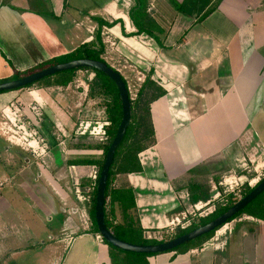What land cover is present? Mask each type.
<instances>
[{
    "label": "crops",
    "instance_id": "1",
    "mask_svg": "<svg viewBox=\"0 0 264 264\" xmlns=\"http://www.w3.org/2000/svg\"><path fill=\"white\" fill-rule=\"evenodd\" d=\"M97 1L99 8L92 10L86 5L92 0H0V83L10 81L15 72H25L93 42L98 25L91 17L115 22L111 27H101L102 58L106 64L124 80L129 70L151 76L165 95L150 105L155 143L137 155L139 170L116 174L112 186L129 185L133 189L135 215L143 237L160 241L162 233L173 234L171 222L186 217L189 201L184 185L208 177L219 166L235 175L248 165L257 175L264 171V0H221L201 22L195 16L178 13L169 0H146V14L152 22L150 32L162 46L146 33L135 35L136 29L129 20L134 0ZM112 54L120 61L110 57ZM116 63L121 64V69L115 68ZM14 92L18 91L4 94ZM34 98L42 99L36 94ZM52 110L56 116H50L48 111L45 116L49 115L53 127L40 119L35 131L39 142L28 143L23 152H12L16 150L12 136L3 139V144H7L3 145V155H15L5 156L4 160L12 164L23 162L24 166L15 174L3 168L0 179L7 183L1 190L21 188V207L26 208L27 217L34 219L28 211L32 208L45 223H57L56 238L47 237L49 242L42 240L41 244L50 247L63 243L64 247L55 255L42 254L41 257L47 256L46 264H110L108 247L91 233V187L80 185L82 180L92 182L96 168L67 166L68 174L75 178L73 190L66 187L69 182L62 178L63 174L59 182L52 180L56 167L51 164L56 163L57 148L62 149L63 156L92 153L68 149L77 141H70L71 122L67 118L69 124H61L58 109ZM60 134L65 139L59 143L56 138ZM41 145L45 155L37 160L26 155ZM63 156L61 160L67 162ZM43 183L51 187L53 195ZM44 188L47 191L42 192ZM9 209V202L0 195V214ZM115 215L119 221L116 206ZM252 222L239 229L234 225L228 231L223 251L213 245L183 254H158L147 258V262L264 264V222ZM31 225L26 227L28 231ZM36 235H40L39 230L29 238ZM19 236L6 223L0 225V244ZM33 242L38 246V240ZM86 242L95 243L94 254L86 248L82 250ZM74 244L78 248L67 258ZM1 249L2 264L23 252L17 248L15 252ZM79 256L82 259L76 262Z\"/></svg>",
    "mask_w": 264,
    "mask_h": 264
},
{
    "label": "rangeland",
    "instance_id": "2",
    "mask_svg": "<svg viewBox=\"0 0 264 264\" xmlns=\"http://www.w3.org/2000/svg\"><path fill=\"white\" fill-rule=\"evenodd\" d=\"M95 1L96 0H92L90 4L86 5L91 6L90 9L96 10L97 8H99V4L98 1ZM110 57H113L114 60L117 59L118 62L120 61V59H118L115 54H112ZM118 66H120V68ZM115 68L121 69V64L116 63ZM129 71L130 72H127L128 74L125 75L126 80L124 81L127 85L130 99L135 100L138 90L143 84L145 77L135 73L134 71ZM93 78L94 74L92 72L79 70L70 76L54 75L50 78L48 77V79L44 78L39 83L31 85V87L16 90L18 92L0 95V178L1 175L4 174L3 168L5 169V171L9 170L10 173L15 174L17 172H20V170H22V167L24 166L23 162H20V164L19 162L12 164L10 160H4L5 156L9 157L12 155L15 157V155L13 153L11 155H3V145L7 146V144H3V139H5V137L7 136H14L15 140L13 141L14 143H16V146L13 147L16 150L12 149V152H23V148H28L26 146L28 143L34 141L39 142V136L35 131H38L36 125L37 123H40V119H44V121L46 122V126L53 127V125L50 124L51 118L49 117V115L48 117L45 116V111H48V113L51 114L50 116L54 117L56 116V112H52V109L56 108L60 113L58 117L61 124H69L68 120H70L71 122L70 124L72 125L73 130L70 133V141H74L75 139L77 140L74 144L69 145L68 149L71 150L72 148H74L77 151L89 150L90 152H92L90 154V157H93V159L96 160L102 159L103 153L101 148L108 143V136L106 133L103 136L101 132H106V128L110 126V123L106 120L105 115V105L108 102V99L102 96H90L89 86ZM64 79L68 80L67 84L61 85ZM35 94L40 95L42 99H35ZM85 127H88V130H86L84 133ZM101 127L102 129H100ZM55 129L57 130V127H55ZM49 130H52V128H49ZM25 131L27 134H25ZM90 132H92L93 134H90ZM64 139L65 138H63L61 134L56 138L57 142L59 143ZM41 146L38 148H34L33 153L30 150V152L26 155L29 156V158L32 160L39 159V157L45 155V148ZM87 147H92L93 149ZM62 153L63 152L61 148H57L55 151L56 163L51 164V166L56 168L53 172L54 174L52 180L55 183L59 182L58 179H61L59 178V176L60 174H63L62 178H67L66 180L69 182L66 187L73 190V179L75 178H72V175L68 174V169L70 167H67V162L61 160V156H63ZM77 157L79 156L65 155L62 157V159L68 158V160H72ZM97 170L98 168L96 167L95 172H97ZM210 173L212 174L204 179H200L199 181L193 180L192 182L187 183L183 186V189L187 191L188 195H186V200L188 201L191 194L190 185L193 184L202 186L204 192L211 195L210 202H200L199 204L197 203L200 207L198 209L195 208V205H191L189 201L190 204L188 203L187 209H185L186 223L184 225H186L187 227H190V225H197L201 218L210 215L217 207H223L227 205L229 201L234 202L235 204L243 197V191L246 189V186L252 188L264 177L263 172L257 175L253 172L249 165L245 167V170H243V172L238 175H235V173L231 170L229 171V169H223V167L221 166H219V170L217 168H214V171ZM64 181L65 180H63V182ZM6 183L7 182L5 181H0V195L4 197V201L9 202L12 209L3 211L2 215L0 214V225L6 223L10 231H13V234L19 233L20 236L18 237L19 239L16 238V240L8 239L4 241V244L1 243L0 247L2 248L1 250L5 249L6 251L13 250V252H15V248L19 250L21 249V251H23L19 256H13V260L7 261V264H46L48 260L47 256L41 257L42 254L50 255L54 253L55 255L58 252L61 253L62 248L64 247L63 243L50 247L41 244L42 240L49 242L47 240V237L48 239L50 236L56 238V233L58 230L57 223L53 221L51 223H45L42 216L38 215V211L33 210L32 208H30L28 211H30L31 213V218L35 216L34 219L31 220L30 217H27L28 214L26 211H24L26 210V208L21 207V201L23 198V192H21V188L18 187L14 189L12 188V190H1L2 186L6 185ZM93 184L94 181L92 180V182L88 186H90L92 189ZM42 185L43 187L49 189V192L51 193L52 189L47 185V183H43ZM45 188L42 190V192L47 191V189ZM76 190L77 186H75V191ZM24 201H26L29 205L28 199L25 198ZM56 201L58 200L56 199ZM2 205L3 206L1 207H4V204ZM254 220L257 219H254L247 214H243L237 219L231 221L224 227L217 230L209 237H205L199 241L193 240L195 243L193 242L191 246L182 248L181 251L183 252L188 248H193L191 250L196 251L203 247L211 248L210 246L213 247V245L218 247L219 251H223L227 246L228 231L231 230L234 225L236 226V229H239V227H241L242 225H246V223H254L252 222ZM30 224H32V227L30 231H28L26 227L28 228ZM37 230H39L40 235H36L38 237L34 236L35 238L32 237L30 239L29 236L33 235V231L37 232ZM173 231V234H170L171 232L162 233V235L160 236V240H168V238L173 237L178 233L179 227ZM34 240L39 241L38 246L34 245ZM77 248L78 245L74 244L67 252L66 257L68 258L70 254H73V251H75V249ZM83 248H86V251H89L93 254L95 253L96 249L94 242H86L82 245V250ZM82 250L80 252H82ZM78 258L82 259V256L77 257V260L75 259L76 262L79 260ZM2 262L3 261L0 260V264H2Z\"/></svg>",
    "mask_w": 264,
    "mask_h": 264
},
{
    "label": "trees",
    "instance_id": "3",
    "mask_svg": "<svg viewBox=\"0 0 264 264\" xmlns=\"http://www.w3.org/2000/svg\"><path fill=\"white\" fill-rule=\"evenodd\" d=\"M169 1L178 13L186 17L195 16L197 22H201L207 16H209L217 8L218 4L221 2V0H215L214 3H212L213 0H184L181 3H177L175 0H169ZM146 8H147L146 0H134V6L129 11V20L132 22L133 26L136 29L135 35L146 33L157 43L161 44L160 40L150 32L152 22L148 19V16L146 14ZM91 18L98 25V30L95 32L93 42H91L90 44L81 45L71 53L48 60L25 72H15L10 80L22 78L30 74H33L35 72L41 71L45 68L51 67L53 65L65 63L72 60L91 59L106 63L102 58V55L104 53V45L102 43V39L100 36L101 27L103 26L111 27L112 25L115 24V22L107 23L97 17H91ZM79 70L89 71L94 74V78L89 86L90 96L91 97L102 96L108 99L107 100L108 102L105 105V115H106V120L110 123V126L106 128V132H105L108 136V143L101 148L103 153L102 159L96 160L90 156H83V157L74 158L72 160H67L68 166H78V167L94 166L95 168L96 167L98 168L97 177L91 189L90 219L92 223L91 233L99 235L94 218L96 188L107 150L112 140L115 137V134L117 132L118 126L122 118V109H121V102L119 100L116 86L106 75H104L99 71L88 68H79L73 71L62 72L55 76H59V75L70 76ZM5 81H9V79ZM67 81L68 80L64 79L61 85H66ZM28 87H31V85L27 86V88ZM4 93L7 92H0V94H4ZM163 95H165V91L159 86V84L153 79H151V76L149 75L145 76V80L141 85L140 89L138 90L136 99L130 100L131 102L130 124L126 130L125 136L121 144L119 145V147L117 148L114 154L113 163L108 173V179H107L106 191H105L104 223L107 229L110 232H112L116 238H118L123 242L130 243L133 245H156L172 240L176 237L189 233L190 231L211 222L212 220L223 214L228 208H230L234 204V202L229 201L227 205L223 207L222 206L217 207L210 215L201 218L197 225H190V227H186L184 230H179L177 234H175L173 237L168 238V240L163 239L157 241L154 239H146L143 237V229L141 228L139 220L135 215L136 205H135V197H134L133 189L129 185L120 188H115L112 186V183L116 174L138 171L139 166H138L137 155L140 152L146 150L147 148L153 146V144L155 143L153 127L151 124L150 105L154 101L162 97ZM87 148L93 149L92 147H87ZM263 179L264 177L258 183H260ZM88 182L89 183H85L82 180L80 185L88 186L90 185L91 180H89ZM190 187H191V194L189 201L191 205H196L199 202H203V203L210 202L211 195L204 192L202 186L198 184L197 185L193 184L190 185ZM254 187L249 188L248 186H246V189L243 191L244 192L243 197L247 195L249 192H251ZM115 206L117 207L119 212V217H120L119 221L117 220L115 215ZM243 214H247L248 216L254 219L264 222V191L252 202H250L244 209H242L238 214H236L230 220H228L226 224L237 219ZM220 228L222 227H219L215 231H212L207 235H204L196 240L199 241L205 237H209ZM103 242L109 249V257L111 259L110 264H148L147 258L158 255V254L127 253L110 246L104 240ZM193 242L194 241L188 242L167 253L175 252V253L183 254L185 252H188L193 248H188L183 252L181 251V249L191 246Z\"/></svg>",
    "mask_w": 264,
    "mask_h": 264
},
{
    "label": "water",
    "instance_id": "4",
    "mask_svg": "<svg viewBox=\"0 0 264 264\" xmlns=\"http://www.w3.org/2000/svg\"><path fill=\"white\" fill-rule=\"evenodd\" d=\"M79 68H88L99 71L106 75L116 86L118 91L119 100L121 102L122 118L118 126L117 132L114 139L112 140L105 159L102 165L100 175L98 178L95 206H94V218L95 224L99 236L110 246L119 249L127 253L135 254H163L176 249L188 242L196 240L208 233L215 231L219 227L226 225L227 221L233 216L238 214L244 209L250 202L257 198L264 191V179L258 183L251 192L242 197L238 202L228 208L223 214L212 220L211 222L200 226L189 233L183 234L172 240L156 244V245H133L130 243L123 242L116 238L112 232H110L104 223V206H105V191L106 183L108 179V173L113 163L114 154L121 144L126 130L131 120V102L128 93V89L121 77V75L114 69L109 67L106 63L95 61L91 59H78L72 60L65 63L53 65L45 68L41 71L35 72L28 76L18 78L15 80L4 81L0 83V92H11L16 91L27 86L33 85L44 78H48L57 75L62 72L73 71Z\"/></svg>",
    "mask_w": 264,
    "mask_h": 264
},
{
    "label": "built area",
    "instance_id": "5",
    "mask_svg": "<svg viewBox=\"0 0 264 264\" xmlns=\"http://www.w3.org/2000/svg\"><path fill=\"white\" fill-rule=\"evenodd\" d=\"M88 127H85V129H84V133H85V131L86 130H88L87 129ZM100 129H102V127L100 128ZM103 132V133H102ZM101 132V134L104 136L105 135V132L104 131H102ZM84 133H82V134H84ZM90 134H93L92 132H90ZM95 134H100V133H95ZM13 140H15V137L14 136H12L11 137ZM96 177H97V172H93L92 173V176H91V179L93 180V181H95L96 180ZM76 194H78V191H76ZM195 208L196 209H198V208H200L198 205H195ZM185 218L186 217H184L181 221L180 220H178V219H175V222H171L172 224H171V227H170V231H173V230H175L176 228H178L179 227V230H184L187 226L186 225H184L186 222H184V220H185ZM174 223V224H173ZM101 241H103L102 240V238L98 235L97 236Z\"/></svg>",
    "mask_w": 264,
    "mask_h": 264
}]
</instances>
